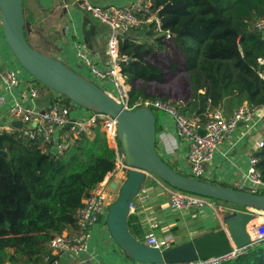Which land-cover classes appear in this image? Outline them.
<instances>
[{"label": "trees", "instance_id": "trees-1", "mask_svg": "<svg viewBox=\"0 0 264 264\" xmlns=\"http://www.w3.org/2000/svg\"><path fill=\"white\" fill-rule=\"evenodd\" d=\"M150 8L157 10L163 32L151 42L125 37L119 43V53L127 57L120 67L129 85V107L146 99L168 101L158 86L178 72L185 74L183 93L171 104L200 124L217 108L229 116L244 102L264 105V79L259 75L264 65L257 61L264 56V38L254 26L264 18V0H151ZM42 10L38 0H23L29 43V26L40 19ZM154 33L151 24L149 34ZM151 109L157 129L162 112ZM0 150L6 153L0 154V263L33 264L49 253L50 239L75 228L77 209L112 172L115 153L98 126L57 155L42 149L40 140L23 137L18 129L3 130ZM254 155L264 181V145ZM113 179L110 176L109 183ZM134 219L129 215L128 227L138 239L142 230ZM222 264H264V240Z\"/></svg>", "mask_w": 264, "mask_h": 264}, {"label": "built area", "instance_id": "built-area-1", "mask_svg": "<svg viewBox=\"0 0 264 264\" xmlns=\"http://www.w3.org/2000/svg\"><path fill=\"white\" fill-rule=\"evenodd\" d=\"M80 5L94 18L109 27L110 34L107 41V51L110 65L107 68L99 67L91 58L84 44L79 45L76 53L79 61L89 69L91 77L99 81L112 83L113 90H104L122 103L124 108L132 110L135 107L146 106L161 111L163 115L172 117L176 136L187 147V175L197 179H206L204 164L212 160L221 143L228 139L240 124L243 126V135L250 134L259 127L264 117V105L252 106L246 102L234 109L229 116H225L219 108L214 109L208 114L204 124H200L196 118L182 114L167 100L146 99L136 102L133 107H129V85L125 83L120 67L121 62L125 61L127 57L119 53V43L127 36L129 30L147 23H152L155 32H163L159 18L156 15L157 10L151 11L150 4L142 5L140 3L124 6H101L93 3V0H81ZM254 26L264 38V18L258 19ZM164 34L165 38L170 36L167 30L164 31ZM257 61L260 65H264V56L259 57ZM259 75L264 79V69L259 72ZM1 80L8 88L15 86L18 83L16 69L9 67L4 70L1 74ZM33 81L34 83H31L28 88L31 98L37 96L36 80L33 79ZM76 106L75 104L68 106L62 101H57L45 109L35 110L25 107L19 102H13L7 110L10 119L8 122L20 120L22 127L18 130L21 135L29 140H40V145L44 150L49 151L51 147L55 146L57 154L63 153L76 142L82 133L91 135L92 129L98 126L104 134L109 147L115 153V163L112 172L108 173L91 190L90 194L83 200V205L77 209L75 228L64 230L50 239L48 242L49 253L42 260L33 264H57L59 255L63 253L78 254L80 251H84L92 227L98 223L99 219L104 218L106 222L105 215L107 216L110 205L118 195V191L109 186L110 176H114L118 183L123 182L121 180L122 175L123 178H126L130 169L125 163V156L120 148L116 119L105 113L85 110L80 106L77 107H80L84 113L80 116H74L72 107ZM12 129L15 128L9 123L0 126V132ZM199 129H204L203 135L199 134ZM263 145L264 137H261L255 143V152L261 149ZM257 160L258 158L253 153L249 157L248 169L228 186L254 194H264V181L256 168ZM146 177L150 178L159 189L167 194L170 208L178 211L192 208H208L216 212L215 202L210 198L173 188L154 174H147ZM135 197L140 200L147 199L149 197L148 188L141 186ZM219 210L222 211L224 209L219 208ZM253 213L254 215L258 213L261 217H258L260 220H255L254 218L253 220L255 221L251 220V223L248 222L246 225L248 244L245 247L232 246L229 252L218 256L168 264H222L225 261L234 259L248 245L264 240V211H255ZM142 243L160 250L170 247L168 238L160 239L150 232L145 235ZM0 264L11 263L4 262Z\"/></svg>", "mask_w": 264, "mask_h": 264}, {"label": "crops", "instance_id": "crops-1", "mask_svg": "<svg viewBox=\"0 0 264 264\" xmlns=\"http://www.w3.org/2000/svg\"><path fill=\"white\" fill-rule=\"evenodd\" d=\"M38 1L43 7L41 17L30 26L32 35L36 30L34 37L37 40L39 36L43 42H45L44 39H47L46 48L49 52L34 46L36 49L61 61H66V65L71 68L75 67L90 74L89 69L76 57L79 45L84 44L91 58L99 67L107 68L110 65L107 51L110 29L82 8L81 0ZM93 3L101 6L132 5L134 3L150 4L151 6V0H93ZM151 24L147 23L129 30L126 37L136 43L151 42L154 37L159 35L154 31L156 34L154 33L151 37L149 34ZM14 59L5 41L0 19V73L2 74L9 67L15 68L18 73V83L11 88L5 86L0 80V126L10 124L7 110L13 102H19L25 107L38 110L45 109L57 101H62L59 93L45 87L38 81L35 83L37 96L31 98L28 88L31 83H34L33 77L16 64ZM101 82L106 86L104 89L113 90L111 82ZM72 111L79 116L84 113L77 106L72 107ZM262 127H264V117L257 129L250 134L243 135V126L240 124L230 137L221 143L212 160L204 164L206 180L231 184L234 179L241 176L249 167V157L255 152L256 141L264 137ZM157 128V152L172 168L186 173L188 169L187 147L177 138L172 117L162 113ZM152 184L154 183L151 180L147 184L143 182L142 186L148 188L149 197L145 200L135 197L130 208L129 215L135 217L133 223L139 224L142 230L140 237H138L139 241L143 240L144 235L150 232L157 234L156 237L160 239L168 238L171 246L173 244L172 238L188 234L190 230H195L194 227L199 225L205 224L212 228L224 226L221 218L214 216L211 209L192 208L178 211L170 208L167 194L159 189L156 184H154L155 186ZM196 218L197 226L194 221ZM130 263V259L113 241L109 232L107 233L106 223L102 218L92 227L85 250L78 254L63 253L59 255L57 264Z\"/></svg>", "mask_w": 264, "mask_h": 264}, {"label": "water", "instance_id": "water-1", "mask_svg": "<svg viewBox=\"0 0 264 264\" xmlns=\"http://www.w3.org/2000/svg\"><path fill=\"white\" fill-rule=\"evenodd\" d=\"M0 19L5 41L19 65L45 87L65 96L85 110L101 112L117 121V137L130 167L123 182L115 179L109 186L118 191L106 216L110 237L122 249L130 264H163L202 259L229 252L232 246L248 244L246 225L255 218L252 212H233L224 219V226L192 240L160 250L136 239L129 231L128 217L134 197L147 174H154L169 186L229 202L256 211H264V194H254L211 181L179 173L156 151V117L153 110L140 106L133 110L109 95L103 88L76 72L60 59L45 54L30 45L25 36L23 0H0ZM1 80V73H0ZM15 129L20 120H11ZM204 134V129L198 130ZM57 155L55 146L49 150ZM5 155V151L0 150Z\"/></svg>", "mask_w": 264, "mask_h": 264}, {"label": "rangeland", "instance_id": "rangeland-1", "mask_svg": "<svg viewBox=\"0 0 264 264\" xmlns=\"http://www.w3.org/2000/svg\"><path fill=\"white\" fill-rule=\"evenodd\" d=\"M121 6H124V5H121ZM35 31V33H36V30H34ZM35 33H34V35H32V28H31V26H29V32H28V37H29V39H30V43H32L31 45H32V47H34V46H36L37 48H40V49H42V50H45V52L48 50L47 48H46V43L48 42L47 41V39H44V41L45 42H43L42 40H41V36H39L38 37V40H37V38H35L34 36H35ZM36 47H34L35 49H36ZM43 53H44V51H42ZM47 52H49V51H47ZM46 54V53H45ZM48 54V53H47ZM76 57H77V54H76ZM15 58V57H14ZM77 60H79V58L77 57ZM14 61H16V64H18L19 65V63H18V61L16 60V59H14ZM65 64H67V62L66 61H64V60H62ZM20 66V65H19ZM21 67V66H20ZM22 68V67H21ZM73 70H75L76 72H78V73H80V74H83V76H85L86 78H88L89 80H91V81H93L94 83H96L98 86H100L101 88H105L106 86H104L103 84H102V82L101 81H99V80H97V79H95V78H93V77H91L90 76V74H88L87 72H84L83 70H78L77 68H75V67H73L72 68ZM185 77V74L183 73V72H178L177 74H176V76L173 78V79H171V80H169L168 82H166V83H164L163 85H160V86H158V90H159V92L161 93V94H163V95H167L168 97H169V102L170 103H172L173 104V102H174V100H177L178 98H181V95H182V93H183V88H182V84H181V80L183 79ZM157 87V86H156ZM152 88H153V86H152ZM57 93V92H56ZM61 95V94H60ZM61 97H62V102L64 103V104H66V105H68V106H73L74 105V103L71 101V100H69L68 98H66L65 96H63V95H61ZM156 110V109H155ZM72 113H73V115L74 116H79V115H76L75 113H74V111H72ZM158 129V128H157ZM262 130H264V127H262ZM157 134H156V140H157ZM156 151H157V147H156ZM163 158V157H162ZM187 173V172H186ZM188 174V173H187ZM125 178V177H124ZM124 178H123V175H122V178H121V180H124ZM150 181V178H148V177H146V179H144V184H147L148 182ZM152 186H155L154 184H152ZM215 202V201H214ZM213 202V203H214ZM214 207L216 208V212H214L213 210H211L212 211V214L214 215V216H216V217H219V218H221V221H222V223L224 224V219L228 216V215H231V213H233V212H237V211H240V212H255L254 210H252V209H248V208H245V207H241V206H236V205H232V204H228V203H220V202H215L214 203ZM219 208H221V209H224V210H222V211H220L219 210ZM261 217V215L260 214H258V213H256L255 214V218H256V220H260V218H258V217ZM105 217H106V215H105ZM194 221H195V224H196V226H197V218L196 219H194ZM217 227V226H216ZM216 227H214V228H212V227H208V226H206L205 224L203 225H199L198 227H194L195 228V230H190L189 232H188V234H182V235H178V236H176V237H174V238H172V240H173V245H177V244H180V243H182L184 240H192V239H194V238H196V237H199V236H201V235H204V234H207V233H209V232H212V230H217V228ZM106 228H107V226H106ZM193 232V233H192ZM107 233H108V230H107ZM155 236H157V234H155V233H153ZM144 237H145V235H144ZM171 244V243H170ZM121 249V248H120ZM122 250V249H121Z\"/></svg>", "mask_w": 264, "mask_h": 264}, {"label": "bare ground", "instance_id": "bare-ground-1", "mask_svg": "<svg viewBox=\"0 0 264 264\" xmlns=\"http://www.w3.org/2000/svg\"><path fill=\"white\" fill-rule=\"evenodd\" d=\"M255 220H256V218H255ZM255 220H253V221H255ZM251 223V222H250ZM250 223H249V225H250ZM246 231V228L244 229V232ZM250 231V230H249Z\"/></svg>", "mask_w": 264, "mask_h": 264}]
</instances>
